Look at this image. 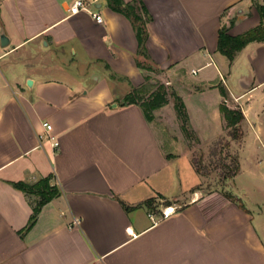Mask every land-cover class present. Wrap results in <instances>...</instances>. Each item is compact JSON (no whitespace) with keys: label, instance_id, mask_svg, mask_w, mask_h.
<instances>
[{"label":"crops","instance_id":"0c3cea01","mask_svg":"<svg viewBox=\"0 0 264 264\" xmlns=\"http://www.w3.org/2000/svg\"><path fill=\"white\" fill-rule=\"evenodd\" d=\"M73 1L0 0V264H264L240 186L264 163V40L231 61L216 47L222 26L259 25L264 0H84L69 15ZM222 103L243 115L237 139ZM184 134L234 148L227 194L201 188ZM43 178L59 192L25 230L39 197L15 184Z\"/></svg>","mask_w":264,"mask_h":264},{"label":"trees","instance_id":"16d2710c","mask_svg":"<svg viewBox=\"0 0 264 264\" xmlns=\"http://www.w3.org/2000/svg\"><path fill=\"white\" fill-rule=\"evenodd\" d=\"M257 11L260 15V24L256 27L249 29L245 31L242 34L239 35H230L227 32V28L222 26L218 31L217 36V51H219L221 54L225 55L230 61L233 59L234 54L241 50L244 46H246L249 42L252 41H263L264 40V5H257ZM144 22H140L138 28H137V37L138 42L141 47H143V43L146 39V31L144 28ZM163 87L158 86V89L153 92L150 97L147 99V102H142V105L145 110L146 117L148 119H151V115L149 112L152 109H155L164 103H166L167 98L165 93L163 92ZM128 102L134 103L135 99L133 97H128ZM175 107L178 110L179 114L182 115V120L185 121V114L182 113L181 104L178 102L175 103ZM219 110L222 114V117L226 123V127H228L229 130V136L232 139H237L240 136V129L237 127L238 123L243 118L242 113L237 109H231L227 107L225 104H220ZM233 167L230 170L231 174H229L230 177H232L236 171H237V162L235 159L232 160ZM195 166V165H194ZM196 170L198 172L199 169L195 166ZM229 171V170H228ZM228 176V175H227ZM15 186L19 188L20 190L26 192V193H34L38 195L39 199L36 202V204L33 206V212L32 215L28 221V224L25 228V230H29L32 225L34 224L37 214L40 210V207L50 201L53 197H55L58 194V189L56 186L50 184V181L48 178H43L39 180L37 183L33 185H27L25 183H16Z\"/></svg>","mask_w":264,"mask_h":264},{"label":"rangeland","instance_id":"374dc122","mask_svg":"<svg viewBox=\"0 0 264 264\" xmlns=\"http://www.w3.org/2000/svg\"><path fill=\"white\" fill-rule=\"evenodd\" d=\"M156 90H154V92ZM162 90L167 98V91L164 87ZM147 91L141 96L144 97ZM187 137L189 138L185 137L184 141L190 146L193 164L199 169V173L203 176L201 188L219 190L227 194V191L232 185V177H230L229 174H231L230 170L233 167L232 160L235 156L234 148L232 146L228 148L224 146L225 141L222 140L223 138L210 144L208 147L200 148L196 145V142H194V136L192 134H189ZM251 173V175L245 173L241 175L242 180H240V186H242L246 194L250 196V199L259 203L257 205L250 204V202L246 201L247 199L245 200V204L254 211V215L258 221L256 222L258 230L261 231L262 228L264 231V219L260 218L261 215H264V163L258 161L257 168ZM260 219L262 221H260ZM261 237L264 241V234H261Z\"/></svg>","mask_w":264,"mask_h":264},{"label":"built area","instance_id":"2783aa9c","mask_svg":"<svg viewBox=\"0 0 264 264\" xmlns=\"http://www.w3.org/2000/svg\"><path fill=\"white\" fill-rule=\"evenodd\" d=\"M80 11H88L87 3L84 0H74L68 8L69 15L76 14ZM92 15L97 22H102L103 18L100 14L93 12ZM191 72L195 73V70H192ZM168 83L169 82H166V84H168ZM226 101H227V99H224V102H226ZM43 126L46 128L47 131H50L52 129L51 124L48 122H43ZM49 139L51 141L50 144L52 147L58 146V141L55 139V137L53 135H50ZM171 212H172L171 208H165L163 210V217H167ZM74 223H76V220H74L73 224Z\"/></svg>","mask_w":264,"mask_h":264},{"label":"water","instance_id":"95a60500","mask_svg":"<svg viewBox=\"0 0 264 264\" xmlns=\"http://www.w3.org/2000/svg\"><path fill=\"white\" fill-rule=\"evenodd\" d=\"M8 42V38L6 37V35L4 33H1L0 34V44L2 46L6 45ZM31 85V80H28L27 81V86H30Z\"/></svg>","mask_w":264,"mask_h":264}]
</instances>
